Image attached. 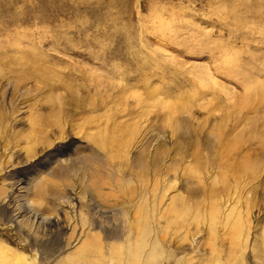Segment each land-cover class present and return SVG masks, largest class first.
<instances>
[{"label":"rangeland","instance_id":"obj_1","mask_svg":"<svg viewBox=\"0 0 264 264\" xmlns=\"http://www.w3.org/2000/svg\"><path fill=\"white\" fill-rule=\"evenodd\" d=\"M0 264H264V0H0Z\"/></svg>","mask_w":264,"mask_h":264},{"label":"bare ground","instance_id":"obj_2","mask_svg":"<svg viewBox=\"0 0 264 264\" xmlns=\"http://www.w3.org/2000/svg\"><path fill=\"white\" fill-rule=\"evenodd\" d=\"M25 77V76H24Z\"/></svg>","mask_w":264,"mask_h":264}]
</instances>
